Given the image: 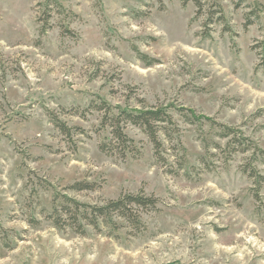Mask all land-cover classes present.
<instances>
[{
  "label": "rangeland",
  "instance_id": "1",
  "mask_svg": "<svg viewBox=\"0 0 264 264\" xmlns=\"http://www.w3.org/2000/svg\"><path fill=\"white\" fill-rule=\"evenodd\" d=\"M54 1L0 0V264H264V0H201L225 17L208 29L192 1ZM99 99L174 106L167 164L132 126L139 156L102 153L104 112L69 113ZM52 114L84 134L69 141ZM140 192L159 200L141 233L122 221L81 236L48 220L62 196Z\"/></svg>",
  "mask_w": 264,
  "mask_h": 264
},
{
  "label": "trees",
  "instance_id": "2",
  "mask_svg": "<svg viewBox=\"0 0 264 264\" xmlns=\"http://www.w3.org/2000/svg\"><path fill=\"white\" fill-rule=\"evenodd\" d=\"M184 4L192 1L198 9V15H207L208 20L205 27H208L216 22H225V17L221 6H218V11L206 10V6L201 0H182ZM56 6L62 10L64 9L59 2L54 1ZM63 11V10H62ZM219 15L216 21L215 17ZM68 32V31H67ZM69 33V32H68ZM208 34V32L206 33ZM208 36V35H207ZM100 103L92 102L87 110L73 109L71 114L78 116L81 114L83 118L86 117V112L93 110L104 112L102 129H107L109 137L106 141L101 142L99 149L102 153L114 157L118 156L121 159H126L128 154L139 156L140 152L136 148L135 140L132 139L126 132L127 126H132L140 129L154 146L156 156L162 164H167V160L162 156L165 152V138L169 143L173 141V135L179 133L178 125L170 110L174 106H151L142 108H121L113 107L103 99H99ZM141 103H144L141 101ZM180 113H187L185 118L190 124L208 123L213 127H218L223 130L222 137L228 138L236 136V130L220 125L211 118L198 115L196 111L189 109H177ZM65 112V111H64ZM51 121L54 126L65 136L69 141H72L74 135L84 134L81 128H71L66 122L61 120L58 116L52 114ZM242 145V144H241ZM253 146L249 144V148ZM241 150L246 153L249 149ZM177 151V148H174ZM264 156V152L261 151ZM184 163L181 164L183 166ZM248 170L246 171V173ZM257 172L253 169L250 177L256 178ZM260 178V177H259ZM261 179V178H260ZM259 189L255 191V198L261 201L259 191L261 190V183L257 182ZM94 187L88 184H77L72 187V190L83 192L93 190ZM62 204L55 206L53 212L48 216V220L59 231L72 230L78 235L85 236L87 229L92 227L98 232L103 228L117 231L121 228V222H126L133 230L142 232L145 228L143 223V216L145 214L155 212L158 209L159 200L154 196H147L144 192L138 194H124L116 200H109L101 205H90L81 203L75 199L67 196H62Z\"/></svg>",
  "mask_w": 264,
  "mask_h": 264
}]
</instances>
